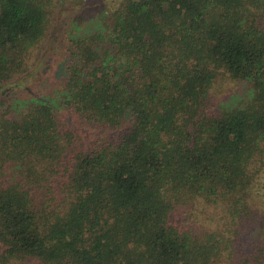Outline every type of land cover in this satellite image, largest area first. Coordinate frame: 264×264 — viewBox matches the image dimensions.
Masks as SVG:
<instances>
[{"label":"trees","instance_id":"16d2710c","mask_svg":"<svg viewBox=\"0 0 264 264\" xmlns=\"http://www.w3.org/2000/svg\"><path fill=\"white\" fill-rule=\"evenodd\" d=\"M91 1L0 0V264H264V0Z\"/></svg>","mask_w":264,"mask_h":264},{"label":"rangeland","instance_id":"374dc122","mask_svg":"<svg viewBox=\"0 0 264 264\" xmlns=\"http://www.w3.org/2000/svg\"><path fill=\"white\" fill-rule=\"evenodd\" d=\"M111 0H100V1H91V3L88 4L89 7L93 8V9H96V10H99V7H98V3H104L106 4L109 3ZM80 5L78 4H75V3H70L69 5H67L66 7L64 8H61L58 12H57V16H58V21H56V26L54 29H57V25H59L58 27H61L62 29H64V24H62L60 21H61V18H65L67 21H69L71 19V17L73 15H75L76 13V10L77 9H80ZM66 14V15H65ZM62 15H65V16H62ZM233 85V83H227V89L229 86ZM49 86L47 85L46 88H48ZM42 89H46L44 87H41ZM224 92V90H221V93L222 94ZM264 189V188H262ZM258 198H256V203L258 202ZM258 206L263 208L264 204L263 202L259 201L258 202Z\"/></svg>","mask_w":264,"mask_h":264}]
</instances>
